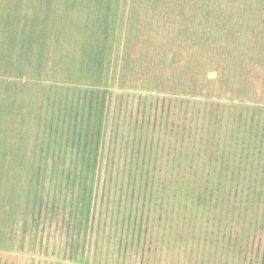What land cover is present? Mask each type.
<instances>
[{
    "label": "rangeland",
    "instance_id": "374dc122",
    "mask_svg": "<svg viewBox=\"0 0 264 264\" xmlns=\"http://www.w3.org/2000/svg\"><path fill=\"white\" fill-rule=\"evenodd\" d=\"M130 1L179 28L92 39L0 0V264H264V71L205 40L264 54V0Z\"/></svg>",
    "mask_w": 264,
    "mask_h": 264
},
{
    "label": "crops",
    "instance_id": "0c3cea01",
    "mask_svg": "<svg viewBox=\"0 0 264 264\" xmlns=\"http://www.w3.org/2000/svg\"><path fill=\"white\" fill-rule=\"evenodd\" d=\"M13 3L26 7L29 12L27 19L20 21L22 23L106 25L101 32L88 37L92 39H146L151 34L165 35L179 28L172 6L164 3L142 1L134 5L131 1L126 4L124 0L111 5H105L102 0H13ZM33 8L43 9L41 19L37 20L32 15ZM56 9H59L57 14H53ZM205 40L209 41L208 49L212 50V55L233 57L234 64L248 65L255 72L264 71V54L250 51V48L240 51L236 35L231 37L230 34L212 31ZM251 40L254 44L260 43L261 37L254 35Z\"/></svg>",
    "mask_w": 264,
    "mask_h": 264
}]
</instances>
